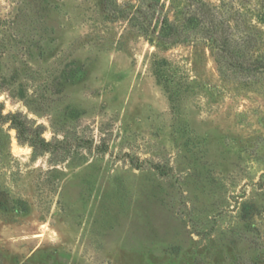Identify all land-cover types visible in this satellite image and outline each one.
Wrapping results in <instances>:
<instances>
[{
	"label": "rangeland",
	"instance_id": "obj_1",
	"mask_svg": "<svg viewBox=\"0 0 264 264\" xmlns=\"http://www.w3.org/2000/svg\"><path fill=\"white\" fill-rule=\"evenodd\" d=\"M264 0H0V264H264Z\"/></svg>",
	"mask_w": 264,
	"mask_h": 264
},
{
	"label": "trees",
	"instance_id": "obj_2",
	"mask_svg": "<svg viewBox=\"0 0 264 264\" xmlns=\"http://www.w3.org/2000/svg\"><path fill=\"white\" fill-rule=\"evenodd\" d=\"M262 67L264 68V64L262 65Z\"/></svg>",
	"mask_w": 264,
	"mask_h": 264
}]
</instances>
